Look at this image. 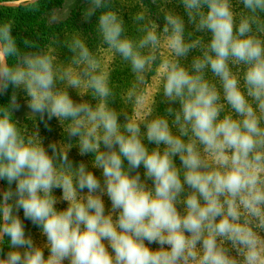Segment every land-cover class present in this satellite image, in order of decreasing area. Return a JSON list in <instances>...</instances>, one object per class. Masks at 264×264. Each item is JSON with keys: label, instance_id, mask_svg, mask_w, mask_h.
<instances>
[{"label": "clouds", "instance_id": "clouds-1", "mask_svg": "<svg viewBox=\"0 0 264 264\" xmlns=\"http://www.w3.org/2000/svg\"><path fill=\"white\" fill-rule=\"evenodd\" d=\"M86 2L108 60L0 18V264H264V0Z\"/></svg>", "mask_w": 264, "mask_h": 264}, {"label": "trees", "instance_id": "trees-1", "mask_svg": "<svg viewBox=\"0 0 264 264\" xmlns=\"http://www.w3.org/2000/svg\"><path fill=\"white\" fill-rule=\"evenodd\" d=\"M113 6L122 11L125 20L131 27L130 17L139 7V0H113ZM86 7V0H74L73 6L72 0H40V7L36 12L16 9L12 13L5 9L0 10V18H13L14 35L28 38L37 45L43 46L53 39L63 41L67 38V33L72 32V27L83 36L97 38L94 21L85 22L83 19V11ZM57 51L61 60L70 58L71 54L66 48L61 46ZM56 194L59 195V190L56 191ZM63 206L60 205V207Z\"/></svg>", "mask_w": 264, "mask_h": 264}, {"label": "rangeland", "instance_id": "rangeland-1", "mask_svg": "<svg viewBox=\"0 0 264 264\" xmlns=\"http://www.w3.org/2000/svg\"><path fill=\"white\" fill-rule=\"evenodd\" d=\"M73 3H74V0H72V6H73ZM137 9L138 8H136V10ZM74 32L75 33H79L82 36V38H84L86 40V42L89 44V46L94 51H96L99 55H101L105 60H108V54L106 53V51L101 46L98 37L94 38V37H91V36L90 37L83 36L79 31L74 30L73 27H72V32L67 33V37L70 34L74 33ZM67 60H62V61H67ZM127 74H128V76H127ZM113 79H114L115 84L119 88H123V87L127 86V83H128V81L130 79L127 69L118 67L117 70L113 74Z\"/></svg>", "mask_w": 264, "mask_h": 264}]
</instances>
